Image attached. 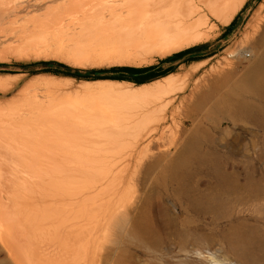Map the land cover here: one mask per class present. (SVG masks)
I'll list each match as a JSON object with an SVG mask.
<instances>
[{
    "label": "bare ground",
    "instance_id": "bare-ground-1",
    "mask_svg": "<svg viewBox=\"0 0 264 264\" xmlns=\"http://www.w3.org/2000/svg\"><path fill=\"white\" fill-rule=\"evenodd\" d=\"M244 1L87 0L92 6L78 12L81 18L77 17L80 29L77 35L80 37L74 56L90 63L94 55L90 57L86 51L92 50L95 62L100 65L140 66L154 55L164 57L205 41L211 37L209 33L215 26L211 21L227 25ZM239 43L211 66L205 76L192 83L189 94L183 96L180 103L194 101L213 105L214 99L223 93V101L216 102L215 107L233 114L251 115L264 122L261 108L243 97L250 95L264 101V15L258 16L255 24L248 23ZM86 53L89 57H84ZM242 61L247 63L239 72L238 65ZM95 64L92 65L97 66ZM178 76L170 74L162 80L136 87L128 82L110 80L86 82L78 85L75 92L131 103L177 83L181 79ZM52 82L55 85L58 81ZM35 103L29 105L33 107ZM130 103L133 108L137 106ZM45 107L56 108L55 105ZM136 109H132L138 111L133 115L124 114V110L113 116L111 113L86 115V109L82 108L85 115L82 112L80 116L67 117L63 114L67 109L62 113L60 110L59 113L34 110L36 115L27 110L31 114L26 112L18 117L0 112L2 263L109 264L122 240L139 245L151 243L149 218L144 209L149 198L143 191V178L157 168L175 146L176 155L173 153L167 161L169 175L174 181V172L183 173L192 163L188 147L197 139L184 138V129L179 130L178 125L182 139H174L172 126H169L173 129L170 135L165 137L168 120L174 126V101L171 109L162 114L161 124L147 130L142 127L143 111ZM67 111L75 113L72 109ZM182 124L181 121L179 125ZM223 182L228 181L224 179ZM251 236L260 238L264 262V236L255 233ZM235 257L238 263L211 261L213 264H253L248 250H242Z\"/></svg>",
    "mask_w": 264,
    "mask_h": 264
},
{
    "label": "rangeland",
    "instance_id": "rangeland-1",
    "mask_svg": "<svg viewBox=\"0 0 264 264\" xmlns=\"http://www.w3.org/2000/svg\"><path fill=\"white\" fill-rule=\"evenodd\" d=\"M83 1L0 0V19H2L0 20V82L2 83L0 84V112L3 115L11 113L10 115L15 117L20 114L23 116L26 112L27 114L33 112L32 114L36 115L35 111L49 113L54 107L51 106L55 105L58 111L53 108L50 113H59V110L62 113L66 109H72L71 112L75 113L71 114L66 110L68 113L64 111V116L76 114L80 116L82 112L85 115L83 110L86 109V115L111 113L113 116L125 111L124 114L133 115L138 111L132 109L139 106L141 112L143 111L141 113L144 119L142 127L145 126L147 130L155 124H161L159 121H161L162 114L171 109L174 101V126L168 120V124H165L168 134H165V137L167 138L170 131L174 129V139H182L181 133L177 130L178 125L179 130L184 129V138L193 136L197 139V141H192L188 147L192 163L183 173L174 172L173 181L169 175L167 161L173 153L174 156L176 155L177 148L174 146L168 157L143 178L145 184L143 191L149 198L144 209L149 218L148 233L151 243L139 245L122 240L119 244L120 249H117L118 251L108 261L109 264H213L212 259L225 263H238L235 256L242 250L249 251L253 264H264L260 238L251 236L252 233L264 236V122L251 115L233 114L220 107H215L216 102L223 101L225 95L223 93L214 99V106L196 104L194 101L180 103L181 98L189 94L195 80L205 76L211 66L238 46L248 23L255 24L258 16L260 18L264 15V0H245L227 25L212 20L211 23L213 22L215 26L212 33H209L212 35L206 39L207 41L191 45L164 57L154 55L149 58L148 63L140 66L100 65L95 62V54L92 50L86 51L89 52L90 57L94 55L91 60L89 58L91 64L75 58L74 53L78 50L77 41L80 37L79 34L77 35L81 18L78 12L83 9L88 10L92 6L87 4V0ZM56 6H60L59 9ZM18 8L19 10H16ZM49 20L52 21L54 27H49L53 26ZM61 20L62 22H59ZM73 20L76 22L72 23ZM199 45H205V47L201 51L160 64V60ZM244 49L247 51V48ZM87 53L84 57L88 55ZM246 54H249L248 51ZM49 61L66 65L72 73L74 70L82 71L81 74L112 67L144 68L160 64L161 70L174 68L173 72L168 75H179L181 79L150 96L136 98L139 101L131 102L134 106L137 105L133 108L129 100L117 101L108 99L104 95L75 92L78 85L99 80H79L52 73H32L47 67L37 63ZM246 63L247 61H242L238 65L239 72ZM79 64H83V67ZM166 76L145 84L162 80ZM50 80L58 81L55 85L62 81L63 83L60 84L64 87L59 86L60 84L57 85L59 87H55ZM65 81L71 83H64ZM119 82H128L134 87L143 85L129 81ZM184 82L185 86L189 84V87L186 88L183 85ZM243 97L251 104L259 106L264 116V101H258L250 95ZM30 100L32 102L29 103ZM32 103L33 105L35 103L34 109L29 105ZM122 103L128 106L126 104L122 106ZM36 104L41 107L38 108ZM44 104L51 107L50 110L45 106L43 108ZM28 106L31 109H27ZM59 106H61L60 109ZM67 106L70 108L68 109ZM62 107H65L63 111ZM119 107L124 108L119 109ZM125 107L131 109L127 110ZM21 108L25 111H19ZM138 108L136 110H139ZM77 109L81 114H78ZM27 110L32 111L29 113ZM145 119L148 124L145 123ZM181 121L182 126L179 125ZM168 128L171 129L168 130ZM224 179L228 182H223ZM1 259H3V254H0V264H4Z\"/></svg>",
    "mask_w": 264,
    "mask_h": 264
},
{
    "label": "trees",
    "instance_id": "trees-1",
    "mask_svg": "<svg viewBox=\"0 0 264 264\" xmlns=\"http://www.w3.org/2000/svg\"><path fill=\"white\" fill-rule=\"evenodd\" d=\"M204 47L205 45H199V46L190 48L188 50L173 54L170 57L160 60V64L171 62L173 60H177L186 54L201 51ZM37 64L42 65V66H47V67L43 68L42 70L35 71L32 73H37V72L52 73L54 75L74 77L79 80L129 81L137 85H141V84L144 85L145 83L151 82L161 77H164L168 75L169 73L173 72L174 70V68L172 67L167 68L165 70H161V67L159 64V65L144 67V68H134V67H127V66L112 67L109 69L91 70L89 72H84L83 74H81L82 71L74 70L72 73V70L68 68L66 65L59 63V62H55V61L39 62ZM51 66H53V68H51ZM91 74H104V75L92 76Z\"/></svg>",
    "mask_w": 264,
    "mask_h": 264
}]
</instances>
